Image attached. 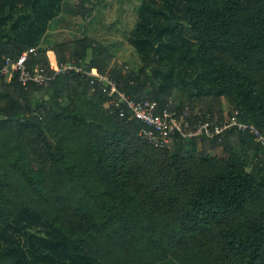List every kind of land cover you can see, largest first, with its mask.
<instances>
[{"label": "trees", "instance_id": "16d2710c", "mask_svg": "<svg viewBox=\"0 0 264 264\" xmlns=\"http://www.w3.org/2000/svg\"><path fill=\"white\" fill-rule=\"evenodd\" d=\"M64 1L0 0V67L38 47L29 66L50 70L54 50L157 113L186 110L193 126L225 106L264 134V0H142L137 72L89 37L43 47ZM78 5L91 14L98 0ZM93 78L70 70L25 86L0 72V264H264L260 140L230 127L156 147Z\"/></svg>", "mask_w": 264, "mask_h": 264}, {"label": "built area", "instance_id": "2783aa9c", "mask_svg": "<svg viewBox=\"0 0 264 264\" xmlns=\"http://www.w3.org/2000/svg\"><path fill=\"white\" fill-rule=\"evenodd\" d=\"M39 52L38 47H31L21 53L17 58L7 56L4 64L0 67V72L11 80L15 74L23 85L27 86L30 82L39 84L49 83L57 73L68 72L70 70L83 71L89 73L94 78L93 84H97L110 97L109 106L114 105L120 110V114L124 115L123 106L127 107L133 115L144 123L140 131V135L146 138L156 147H165L174 138L175 134L184 137H203L212 139L222 134L230 127H237L242 131H247L255 135L264 145V134L255 125L248 122L239 121L236 113L228 115L223 119L212 117L208 114L205 118L202 116L193 126L190 123L189 113L184 110L182 112L166 107L156 112V103L149 99H136L122 92L118 88V83L109 74H102L97 68L84 70L74 62L59 63L56 56V65L50 61V70L43 65L29 66L30 57L36 56ZM49 57V56H48ZM53 70V72L51 71ZM96 87H93L95 92Z\"/></svg>", "mask_w": 264, "mask_h": 264}, {"label": "rangeland", "instance_id": "374dc122", "mask_svg": "<svg viewBox=\"0 0 264 264\" xmlns=\"http://www.w3.org/2000/svg\"><path fill=\"white\" fill-rule=\"evenodd\" d=\"M97 1V0H96ZM80 0H65L62 12L50 23L49 29L42 40L43 47L54 48L59 42H65L77 37H89L102 44L113 56V62L118 61L126 65L124 72L133 70L137 72L144 64L133 44L131 37L138 22V10L142 0H98L96 9L85 14L80 11ZM56 52L50 50L48 58L56 65ZM182 90L175 91L176 101H181ZM109 107V102H106ZM222 119L230 115L224 106ZM221 116L220 114L215 115ZM229 117V116H228ZM202 146L199 140V147ZM211 154L217 149H210ZM145 180V179H142ZM150 200V196H146ZM157 264H181L172 256L165 262Z\"/></svg>", "mask_w": 264, "mask_h": 264}]
</instances>
